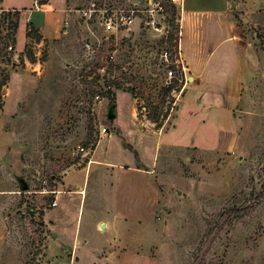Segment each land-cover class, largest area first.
<instances>
[{"label":"rangeland","instance_id":"rangeland-1","mask_svg":"<svg viewBox=\"0 0 264 264\" xmlns=\"http://www.w3.org/2000/svg\"><path fill=\"white\" fill-rule=\"evenodd\" d=\"M48 2L56 9L46 24L61 19L60 34L41 45L26 37L15 61L0 66V264H119V251L158 264H264V14L253 16L255 25L238 19L263 47L260 70L250 73L260 80L223 107L212 94L213 104L183 102L176 81L165 87L159 53L173 48L175 31L164 6L155 26L137 21L115 42L98 43L94 24L75 16L69 23L72 0ZM27 7L34 10L32 0ZM24 37L20 21L18 45ZM222 53L220 81L236 74L228 40L206 73ZM130 166L149 170L141 188L142 198L155 200L149 219L135 212L141 177ZM56 195L57 215H45ZM116 198L133 219L98 230L99 219L111 221Z\"/></svg>","mask_w":264,"mask_h":264},{"label":"crops","instance_id":"crops-1","mask_svg":"<svg viewBox=\"0 0 264 264\" xmlns=\"http://www.w3.org/2000/svg\"><path fill=\"white\" fill-rule=\"evenodd\" d=\"M72 1L74 5L67 4L65 9L66 12L71 14L70 19L68 17L70 24L74 16L81 21L76 12L69 11L70 8L78 5L75 4V0ZM232 1H234L235 7L231 6ZM30 2L31 0H25L24 3H19L17 0H5L0 4V8L19 11L17 31L20 21H23L25 37L20 45L17 43V31L15 34L17 52L22 50L26 41V26L28 23H31L42 35L37 45H41L48 37H57L60 34L61 26L59 22L61 19L58 20L56 18L51 23V26L46 24L47 17L53 18L47 15V12L55 10L56 7L46 0L45 4L51 8L43 11H25L24 8H28L27 6ZM175 3L179 9L177 19L179 26L178 48L187 74V83L182 89H185L186 92L180 100L188 104L197 103L204 105L205 103L209 105L213 104L207 100L208 95L212 94L217 96L220 101H225L220 106L226 107L228 106L227 104L234 106V102L241 98V94L246 91L247 83L253 82V84H256L259 82L260 79L250 75V73L260 70L261 64V54L256 50L253 38L247 36L240 28L239 17L235 16V12L239 16H247L246 19L255 25L259 21L258 19H253V16L260 13L264 14V0H178ZM225 40L232 43L236 74L229 75L227 79L220 81L215 77V74L218 75L219 70L221 72V66L226 56L225 53L220 54L217 61L218 65H216L215 69L208 73H206V69L211 54ZM177 106L176 104L174 108ZM130 169L137 171L141 177V181L135 186L136 191L139 193V198H135L134 201V209H137L135 212L137 215L139 212L144 216V219H149L155 209V200L154 198H142L144 194L143 189H141L142 187L148 188L146 173H149V170L143 171V169L136 166H130ZM58 199L57 195L55 198H51V203L49 208L46 209L45 215H57L55 214V207L58 206ZM118 200L119 198H116L111 221L99 219L96 222L98 230L99 227L101 228V224H104L103 228L112 226L114 220L118 218H124V220L133 219L131 206L128 204L118 206ZM53 202H55L54 205L52 204ZM117 256L119 264H158V258L149 255L119 251Z\"/></svg>","mask_w":264,"mask_h":264},{"label":"built area","instance_id":"built-area-1","mask_svg":"<svg viewBox=\"0 0 264 264\" xmlns=\"http://www.w3.org/2000/svg\"><path fill=\"white\" fill-rule=\"evenodd\" d=\"M168 1L175 3L178 0ZM32 9L43 11L49 8L42 0H33ZM69 11L76 12L84 24H94L100 32L97 41L102 43L104 41L115 42L117 33L120 30L131 29L137 21L138 23H143L144 27L155 26V16L163 12V6L159 0H148V4L145 6L130 1L127 2V0H88L70 8ZM16 12L19 13L16 9L0 8V66L8 62L11 63L17 58L14 27ZM85 47L93 51L89 43H86ZM39 53L40 50L34 53L36 62L31 63L35 71H38L40 67ZM108 58H114L113 49L109 53ZM159 62L164 71L165 87L172 86L174 81L182 85L187 83L186 68L182 62L178 45L172 49L163 47L159 53ZM107 87L111 88V85H107ZM95 97L99 98L100 96L96 94ZM141 109L144 110V107ZM107 132L108 130L105 126L99 128L100 135H104ZM52 204L54 205L55 202Z\"/></svg>","mask_w":264,"mask_h":264},{"label":"trees","instance_id":"trees-1","mask_svg":"<svg viewBox=\"0 0 264 264\" xmlns=\"http://www.w3.org/2000/svg\"><path fill=\"white\" fill-rule=\"evenodd\" d=\"M42 1L45 2L46 0H42ZM167 3L168 4H165V5L163 4V6H164V9L166 12L169 10L170 16H169L168 22L172 25V27L174 28V31H175V32H170V34L168 36V41L172 47L176 48L178 45V32H179V26H178V23H176V20L178 19V13H177L178 9L174 3H172L168 0H167ZM235 16L239 17V14L237 12H235ZM18 19H19V13L16 12L15 13V24H14L15 31L17 29ZM26 37H28L30 39L34 38L36 41H39L41 39L40 33L31 23H28L26 26ZM254 46L258 52H262V49H263L262 46L258 45L255 42H254ZM171 87L172 86L168 87V89H171ZM109 96H110V99H113V97H114V95L112 93H110V91H109ZM0 108H1V103H0Z\"/></svg>","mask_w":264,"mask_h":264},{"label":"water","instance_id":"water-1","mask_svg":"<svg viewBox=\"0 0 264 264\" xmlns=\"http://www.w3.org/2000/svg\"><path fill=\"white\" fill-rule=\"evenodd\" d=\"M231 6H232V7H235V3H234V1H232ZM244 20H246V18H244ZM108 116H109L110 118H112V113L109 112ZM101 227L103 228V227H104V224H101Z\"/></svg>","mask_w":264,"mask_h":264},{"label":"bare ground","instance_id":"bare-ground-1","mask_svg":"<svg viewBox=\"0 0 264 264\" xmlns=\"http://www.w3.org/2000/svg\"><path fill=\"white\" fill-rule=\"evenodd\" d=\"M47 8H51L49 5L47 6ZM83 191L81 190V193H82Z\"/></svg>","mask_w":264,"mask_h":264}]
</instances>
